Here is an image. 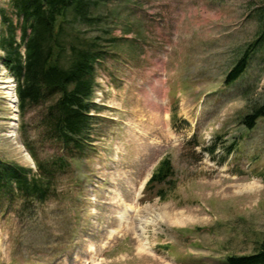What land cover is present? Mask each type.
Wrapping results in <instances>:
<instances>
[{"label": "rangeland", "instance_id": "1", "mask_svg": "<svg viewBox=\"0 0 264 264\" xmlns=\"http://www.w3.org/2000/svg\"><path fill=\"white\" fill-rule=\"evenodd\" d=\"M101 14L116 44L96 66L93 151L56 176L44 204L0 213V264L251 255L264 239V118L251 130L241 121L264 103V47L236 82L224 81L263 29L264 0H105ZM9 79L0 64V158L35 170L24 145L33 132L18 130ZM54 151L47 142L41 153ZM164 158L176 186H163L162 200L145 185Z\"/></svg>", "mask_w": 264, "mask_h": 264}, {"label": "trees", "instance_id": "2", "mask_svg": "<svg viewBox=\"0 0 264 264\" xmlns=\"http://www.w3.org/2000/svg\"><path fill=\"white\" fill-rule=\"evenodd\" d=\"M104 4L105 0H10L9 9L0 7V64L16 85L18 130L24 139L30 127L33 132V140L24 145L35 165L32 170L0 158V213L19 201L44 204L57 186L56 176L93 151L101 109L94 102L96 66L111 53L108 44H116L103 29ZM263 47L264 23L231 67L225 85L236 82L253 53ZM263 118L264 103L251 109L241 124L251 130ZM47 142L56 151L44 155ZM174 176L170 159H162L145 192L151 190L164 200L162 187H175ZM225 262L264 264V239L251 255L227 256Z\"/></svg>", "mask_w": 264, "mask_h": 264}, {"label": "bare ground", "instance_id": "3", "mask_svg": "<svg viewBox=\"0 0 264 264\" xmlns=\"http://www.w3.org/2000/svg\"><path fill=\"white\" fill-rule=\"evenodd\" d=\"M6 83H8V86L6 87L7 88V94H8V97H10V103H16V101L14 102V100L16 99L17 100V98H16V95H15V87H14V84H13V82L9 79V80H7V82ZM11 127L13 128L14 127V125L12 124L11 125ZM252 184V183H251ZM255 185H257V183L255 184ZM251 186H253V185H251ZM242 187V186H241ZM250 187V186H249ZM248 187V188H249ZM254 187V186H253ZM258 187V186H257ZM242 188H245V185H244V187H242ZM241 188V189H242ZM247 188V187H246ZM239 190V189H238ZM243 190V189H242ZM246 190V189H245Z\"/></svg>", "mask_w": 264, "mask_h": 264}]
</instances>
